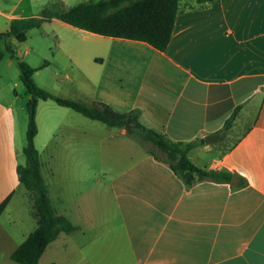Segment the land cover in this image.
<instances>
[{
    "label": "crops",
    "instance_id": "1",
    "mask_svg": "<svg viewBox=\"0 0 264 264\" xmlns=\"http://www.w3.org/2000/svg\"><path fill=\"white\" fill-rule=\"evenodd\" d=\"M193 5L194 0H179L163 52L142 42L81 31L56 19L37 28L48 25L58 34L82 32V43L61 46L70 72L77 76L71 84L76 101L87 106L101 103L118 114L138 110L140 124L173 142L203 140L189 151L191 164L231 177L229 182L204 179L187 187L146 151L128 157L131 164L111 179V200L105 205L111 219L100 221L95 214L88 221L80 212L81 225H74L80 232L84 264H264V0H213L206 7L190 8ZM31 6V0H0V34L11 20L35 16L29 13ZM41 37L47 34L41 32ZM1 50L0 221L24 190L16 174L25 158L23 126L14 108L20 97L12 78L14 59L33 68L31 56L44 58L27 40L11 38L9 51L3 42ZM34 74L35 85L46 90ZM69 88L70 84L65 87ZM24 96L30 98L25 92ZM48 103L54 102L38 101L36 107L34 145L42 168L40 147L50 145L60 126L48 115ZM57 107L66 113L67 108ZM236 108L240 109L231 127L220 138ZM71 117L79 121L73 131L81 154L88 141H97L88 132L98 126ZM117 129L110 138L128 137ZM215 134L219 138L205 144L204 138ZM48 154L52 159L53 153ZM33 217L36 222L34 210Z\"/></svg>",
    "mask_w": 264,
    "mask_h": 264
},
{
    "label": "trees",
    "instance_id": "2",
    "mask_svg": "<svg viewBox=\"0 0 264 264\" xmlns=\"http://www.w3.org/2000/svg\"><path fill=\"white\" fill-rule=\"evenodd\" d=\"M212 2L213 0H194V5L190 8L206 7ZM178 11L179 0H97L77 4L70 8H63L59 2L53 1L35 16L10 21L8 30L0 34V61L3 57L1 42L9 51L11 38L24 43L31 30L53 19L78 30L103 37L142 42L163 52L169 43ZM11 57L14 59L12 53ZM15 61L20 81L30 97L25 106L28 119L25 145L22 151L25 164L16 169V174L20 185L31 195L36 227L10 254L9 259L13 263L38 264L46 248L60 234H71L77 230L67 217L54 211L48 187L42 177L40 156L34 145V138L37 134L35 118L38 101H52L59 107L70 109L91 121L102 123L110 128L131 126L127 133L134 135L141 143L150 144L160 155H164L165 157L162 158L154 153L153 148L149 151V154L166 164L187 187L204 179L215 182L231 181L228 174L200 169L191 164L188 153L197 145L202 144L203 140L189 143L170 141L163 134L140 124L138 110L129 114H118L101 103H92L87 106L56 97L35 85L33 68L26 63ZM239 109H234L225 121L220 131V138H223L231 127Z\"/></svg>",
    "mask_w": 264,
    "mask_h": 264
},
{
    "label": "rangeland",
    "instance_id": "3",
    "mask_svg": "<svg viewBox=\"0 0 264 264\" xmlns=\"http://www.w3.org/2000/svg\"><path fill=\"white\" fill-rule=\"evenodd\" d=\"M31 1L32 6L29 8V13L36 15L53 1L59 2L63 8H70L77 4L97 0ZM41 32L47 34L44 40H42ZM81 38L82 32L80 31L70 30L58 34L50 29L48 25L45 29L40 28L30 31L27 44L40 49L44 57L33 55L30 58L31 66L34 69H39L34 74L36 82L47 87L44 91L56 97H60L58 94H65L68 98L63 99L76 101V95L73 94L75 91L72 90L71 84L77 76L75 73L70 72L69 66L61 53V46L80 44L82 43ZM9 76L11 77V75ZM14 77L17 83L16 91L20 95L14 108L17 110L18 120H21V127L23 126L24 146L28 122L25 106L29 99L24 96L25 87L19 80L17 69L12 75V78ZM69 84L70 88L65 89ZM12 90L11 93H13ZM48 104L52 106V110L49 109L48 115L50 117L53 116L55 123H59L60 126L56 128L55 137L48 147L42 148L39 142L38 146H41L42 172L44 182L49 190L52 206L59 214L68 217L75 226L81 225L80 212H83L84 216L87 215L88 221L95 219V214L99 216L100 221L102 219H111L109 210H106L105 205L110 204L109 187L112 177L118 171L125 169L131 164L128 163V157L134 158L133 155L145 151L149 153L153 147L150 144L139 142L134 135H129L127 131L131 129V126L120 128L125 131L128 137L118 136L110 138L112 134L118 131L117 128H109L101 123H95L69 109L65 110L66 113H61L59 112L61 109L56 104ZM46 112L45 110V116ZM72 115L77 116L82 121L81 124L87 123L98 126V130L88 132L95 134L97 141H88L86 147L81 148L84 152H81V154L79 152L77 134L73 131L74 127L77 129L79 126V121L74 120L71 117ZM65 126H68L67 128L69 129ZM43 133L42 129L41 134L43 135ZM42 135H40V138H43L44 135ZM123 138L131 142V144L126 141V143H123ZM152 150L160 155L154 148ZM48 152L53 153L52 159H48ZM160 156L162 158L165 157L164 155ZM97 179L99 182H96ZM30 198L31 195L27 194L23 189L20 190L0 221L1 228L5 232L3 234H6H0V264H15L9 259L10 253L36 227L33 217L34 207ZM96 205H101V208H96ZM87 220L85 221L88 222ZM79 236L80 232L77 230L71 234H60L58 239L52 245L50 244L45 251L41 264H84L82 260L83 254L80 252L79 247Z\"/></svg>",
    "mask_w": 264,
    "mask_h": 264
},
{
    "label": "water",
    "instance_id": "4",
    "mask_svg": "<svg viewBox=\"0 0 264 264\" xmlns=\"http://www.w3.org/2000/svg\"><path fill=\"white\" fill-rule=\"evenodd\" d=\"M129 126L127 125L125 128H128ZM219 138V134H215V135H212V136H208L206 138H204V142L205 144H210L214 141H216L217 139ZM234 177L232 178V182L234 181Z\"/></svg>",
    "mask_w": 264,
    "mask_h": 264
}]
</instances>
